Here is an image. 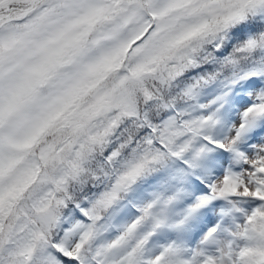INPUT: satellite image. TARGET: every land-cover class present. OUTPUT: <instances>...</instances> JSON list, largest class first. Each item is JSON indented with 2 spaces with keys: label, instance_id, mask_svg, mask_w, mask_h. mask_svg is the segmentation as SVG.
<instances>
[{
  "label": "snow or ice",
  "instance_id": "6c2138e0",
  "mask_svg": "<svg viewBox=\"0 0 264 264\" xmlns=\"http://www.w3.org/2000/svg\"><path fill=\"white\" fill-rule=\"evenodd\" d=\"M0 264H264V0H0Z\"/></svg>",
  "mask_w": 264,
  "mask_h": 264
}]
</instances>
